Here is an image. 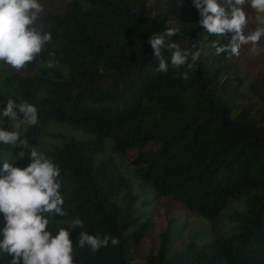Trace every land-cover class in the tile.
<instances>
[{
	"label": "trees",
	"instance_id": "16d2710c",
	"mask_svg": "<svg viewBox=\"0 0 264 264\" xmlns=\"http://www.w3.org/2000/svg\"><path fill=\"white\" fill-rule=\"evenodd\" d=\"M200 19L192 0H62L43 14L51 40L42 51L19 70L0 68V100L27 101L38 114L36 125L15 129L4 118L0 127L32 147L51 124L83 133L46 153L64 198L65 215L51 226L79 218L89 234L119 243L93 252L68 229L74 264H264V68L246 78L232 57L215 54L212 41L229 36L209 35ZM168 27L182 48L199 51L191 69L165 51L167 71L156 70L147 40ZM20 151L0 145V158ZM150 201L181 205L209 222V234L173 247L166 226L142 251L154 220L140 205ZM10 259L4 253L0 264Z\"/></svg>",
	"mask_w": 264,
	"mask_h": 264
},
{
	"label": "clouds",
	"instance_id": "9594fccd",
	"mask_svg": "<svg viewBox=\"0 0 264 264\" xmlns=\"http://www.w3.org/2000/svg\"><path fill=\"white\" fill-rule=\"evenodd\" d=\"M202 19L199 24L209 35L229 36L226 44L212 41L215 54L230 57L239 55L242 45H251L249 52L257 55L264 52L258 46L264 37V26L257 25L245 32L250 14L241 10L247 4L256 13L264 14V0H192ZM40 0H0V62L14 69H21L38 55L46 42L51 40L50 32H42L36 22L42 11ZM178 32L168 27L162 32L152 33L147 43L151 56L158 61L156 70L167 71L163 53H170L173 66L187 65L191 69L198 59L199 51L182 48L171 37ZM49 67L52 65L49 64ZM187 78V73H183ZM22 115V118H21ZM8 118L20 125L32 126L38 122L37 108L27 101L16 103L8 98L5 104L0 100V120ZM0 145H19L22 151L12 162L0 164V255L7 253L9 264H74L73 241L68 229H79L76 245L89 247L95 252L101 247L119 243L116 237L105 235L100 238L83 230L79 218L51 226L57 216L64 217V198L59 191L60 169L35 147L21 139L16 130L0 127ZM27 156L30 163L21 168L14 162ZM66 225L67 227H62Z\"/></svg>",
	"mask_w": 264,
	"mask_h": 264
},
{
	"label": "rangeland",
	"instance_id": "374dc122",
	"mask_svg": "<svg viewBox=\"0 0 264 264\" xmlns=\"http://www.w3.org/2000/svg\"><path fill=\"white\" fill-rule=\"evenodd\" d=\"M61 2L62 0L40 1L43 8L41 13L39 14V19L36 22V26L39 29L44 12L47 9H55L57 6L59 7ZM241 7L243 12H245L246 14H250L249 23L245 27V32L254 29L257 25L264 26V14L256 13V11L252 10L247 4H244ZM258 46L260 48H264V37H261L260 41L258 42ZM250 47L251 45H242L239 55L236 57H232V60L239 63L246 78L253 75L256 70L264 68V52H260L257 55H252L249 52ZM8 67V65L0 62L1 69H6ZM13 124L15 129L21 127V125L18 124L17 121L13 120ZM70 134H74L76 136L83 135L82 132L76 131L69 126L61 124H51L48 126V128H46V133L42 136V142L35 148L38 152L46 156L48 150L52 149V147L55 145L61 144L63 137ZM24 160L27 166V164L30 163V159L26 156ZM147 197V195H141L139 204L142 203V201ZM140 207L145 213L152 215L154 220V228L150 229L147 232V237L143 241L144 250L142 251L144 252L146 251L149 242L154 243L156 241V232L160 229L166 228V226L173 229L175 232L173 233L175 237V241H173L172 243L173 247H182L184 243L188 242L192 238H195L197 240H200V238H202V241L204 239V236H200L207 234L208 228L210 226L207 220H203L192 215L177 203L167 205L164 202L150 201L146 205H140ZM2 226L3 221H0V227Z\"/></svg>",
	"mask_w": 264,
	"mask_h": 264
}]
</instances>
